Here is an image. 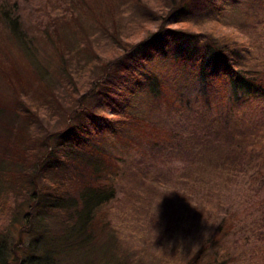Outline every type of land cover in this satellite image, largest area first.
<instances>
[{
    "label": "rangeland",
    "instance_id": "1",
    "mask_svg": "<svg viewBox=\"0 0 264 264\" xmlns=\"http://www.w3.org/2000/svg\"><path fill=\"white\" fill-rule=\"evenodd\" d=\"M93 1V12L86 0L2 2L0 12L18 18L20 26L9 32L0 19V131L17 124L24 136L49 144L79 108L109 114L90 84L123 46L167 26L163 17L180 2L183 10L168 19L181 22L171 28L192 33L202 43L230 35L245 46L241 67L264 73V0H211L223 6L219 10L199 0ZM174 48L151 66L160 91L150 85L133 110L149 126L138 135L127 131L125 141L110 148L103 145L113 157L116 176L117 196L106 217L114 238L97 227L85 238L75 226L39 210L34 199L39 185L47 182L42 176L34 177L29 190L18 187L8 193L0 180L5 264H183L224 215L238 211L226 247L211 264H264L259 207L241 215L264 194L257 171L264 166V97L239 99L228 83L206 92L194 78V66L182 64ZM178 91L192 96L200 91L210 112L183 117ZM16 105L32 112L31 122L8 113ZM229 110L235 117L229 120L247 132L234 134L233 143L222 128ZM226 155L232 159L224 160ZM34 240L40 250L32 248Z\"/></svg>",
    "mask_w": 264,
    "mask_h": 264
},
{
    "label": "trees",
    "instance_id": "2",
    "mask_svg": "<svg viewBox=\"0 0 264 264\" xmlns=\"http://www.w3.org/2000/svg\"><path fill=\"white\" fill-rule=\"evenodd\" d=\"M199 1L212 4L218 10L223 8L211 0ZM2 2L4 0H0V7ZM94 2L86 0V5L92 12L95 11ZM237 2L240 3L241 0H236ZM183 8L184 5L178 3L176 9L163 17L167 21V26L164 23L156 32L140 41L129 47L123 46L112 63L103 64V70L90 84V91L98 96L101 105L109 110V114L99 115L91 109L79 108L77 115L73 119L69 118V123L54 135V141L49 144L34 136H24L17 124L8 123L6 130L3 126V130L0 131L2 191L14 192L18 187L29 190L34 177L42 176L47 182L39 185L38 198L34 199V204L39 210L60 217L63 225L75 226L79 235L82 234L85 238H89L96 227L114 238V230L109 227L106 217L117 196L114 182L116 176L115 172H112L113 157L103 145L110 148L113 142L115 144L116 141H125L123 135L126 133L133 131L138 135L137 130L149 126V122L146 124L134 111L139 98L147 89L150 90L152 87L156 93L160 91L158 76L151 66L159 60L161 54L165 55L170 47H175L174 50L179 52V61L184 65L189 62L194 66L196 70L194 78L196 80L198 76L197 81L206 92L216 87L221 88L222 83L225 85L228 83L233 94L235 91L239 92V99L249 95L264 97V73L241 67L240 52L245 48L242 43L233 40L232 36L227 34L205 38L202 43L203 41L197 39L196 35L170 27L172 23L177 25L181 22L169 19L177 18L175 13L182 11ZM69 12L68 18H71L73 12L72 10ZM0 19L6 24L9 32L13 33L15 28L20 26L18 18L11 19L9 12H0ZM197 42L202 43L199 48ZM199 92L194 96L179 91L176 93L180 94L178 106L185 107V111L181 113L183 117L189 116L192 112L197 116H205L206 111L210 112L212 107L206 99L207 96ZM13 108L11 110L13 113H8L14 114L15 117L19 115L23 120L31 122L32 112L27 108L19 109L17 105ZM11 118L13 119V116ZM233 118L234 114L229 110L227 118H223L225 120L222 125L226 136L231 135L229 137L231 143L234 134L245 136L247 133L238 122L234 124L229 120ZM40 150H43L41 155ZM231 159L230 155L224 157V160ZM257 171L259 178L262 179L258 188H264V166L259 167ZM8 188H12V191ZM250 205L252 208H249ZM250 205L242 208L241 215L259 207L258 211L264 219V194L252 200ZM237 214L239 211L224 215L183 264H211L219 250L226 247ZM36 240L32 248L40 250ZM111 244L119 247L115 240H111ZM2 253L0 243V254ZM262 253L264 254V248ZM0 264H5L1 255Z\"/></svg>",
    "mask_w": 264,
    "mask_h": 264
}]
</instances>
